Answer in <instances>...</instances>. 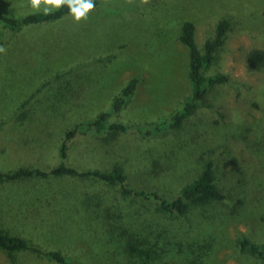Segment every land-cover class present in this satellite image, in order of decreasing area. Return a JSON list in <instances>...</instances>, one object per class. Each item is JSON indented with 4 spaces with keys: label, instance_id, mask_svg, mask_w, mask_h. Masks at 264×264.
I'll return each mask as SVG.
<instances>
[{
    "label": "rangeland",
    "instance_id": "374dc122",
    "mask_svg": "<svg viewBox=\"0 0 264 264\" xmlns=\"http://www.w3.org/2000/svg\"><path fill=\"white\" fill-rule=\"evenodd\" d=\"M94 2L80 22L69 13L12 32L0 21V47L6 50L0 53V172L56 167L65 133L109 112L113 98L137 78L125 106L107 120L133 130L77 135L68 142L65 163L78 171L119 165L125 188L172 199L210 160L225 199L191 206L174 218L159 212L156 202L124 198L120 186L96 179H31L0 184V229L61 249L79 264H264L239 248L244 237L264 247V194L250 185L253 176L264 184V71L251 70L245 60L250 50L264 48V0ZM0 11L13 18L43 12L30 0H0ZM222 19L231 21V29L204 75L221 74L228 82L211 90L207 107L180 128L142 136L190 97L181 25L194 24L202 47ZM101 59L108 60L95 63ZM70 69V77L44 88L19 111L36 88ZM87 219L94 221L92 231ZM106 231L110 250L97 253L94 242L100 247V236L105 244ZM128 244L149 258L128 256ZM0 264L56 263L0 252Z\"/></svg>",
    "mask_w": 264,
    "mask_h": 264
},
{
    "label": "trees",
    "instance_id": "16d2710c",
    "mask_svg": "<svg viewBox=\"0 0 264 264\" xmlns=\"http://www.w3.org/2000/svg\"><path fill=\"white\" fill-rule=\"evenodd\" d=\"M95 3V2H94ZM96 4V3H95ZM70 13L67 6H63L58 10H53L50 14L45 15L44 12H38L29 14L22 18H13L5 16L0 11V21L3 26L10 31H17L24 26L31 24H41L54 22L65 15ZM231 29V21L228 19H222L217 22L214 35L212 38H208L199 47L195 39V26L192 22L186 21L181 25L179 41L188 50V80L191 85L190 97L186 100L182 109L172 115V117L163 123L155 124L150 130L141 132L142 136L153 137L159 135L162 131L168 132L180 128L186 121L193 117L196 112L202 107H207L209 101L208 96L211 90L215 87L228 82L226 76L217 74L211 77H205L204 73L213 63L216 55L224 46L227 33ZM109 59V58H108ZM96 60L95 63H102L104 60ZM246 63L249 68L256 72L264 71V48L252 49L246 54ZM75 69H70L61 73L55 74L51 79L41 84L36 88L33 93L21 104L19 111L25 109L30 102L46 87L57 83L63 79L70 77ZM138 79L133 78L127 85L121 90L119 95L115 96L112 101V108L109 112L99 113L93 120L82 121L76 124L72 129L65 133L64 140L59 147V158L61 162L54 168L43 171L37 168H31L29 166L19 167L16 170L10 172H0V184L14 183L20 181H27L31 179H51V178H78V179H96L104 184L115 187L120 186L121 195L124 198H139L145 201H154L157 204V210L165 215L174 218H180L188 212L191 206H204L212 202H221L225 199L224 193L221 191L218 185V181L215 176V165L212 161L206 160L198 175L190 183L184 185L179 194L172 199L159 195L156 191H135L124 187V183L127 181V175L124 169L119 165H114L111 170H84L78 171L75 168L68 166L65 161L67 158L68 142L80 134H92L95 136H102L108 134L109 136H116L119 134H127L133 130L131 127L123 125L121 123L107 124V120L113 115L119 113L125 106L128 99L134 93ZM140 132V131H139ZM107 141V139H106ZM262 180L258 182L254 176L252 177L251 184L252 189L257 190L258 196L264 194V184H261ZM260 183V184H259ZM259 188V190L257 189ZM74 214V211L69 212ZM54 215L55 211L48 213ZM3 215L0 216V220L4 221ZM87 228L92 231L94 221L89 219ZM104 229L103 223L100 221L97 225ZM107 239V231L105 234ZM99 241L100 247L97 243V253L109 252L110 244L108 239L103 244L100 236L96 238ZM28 240L25 236L12 234L11 231L0 229V252L5 253L9 259H13V254H31L37 258L43 259L46 262H53L56 264H79L75 262L65 251L61 249H47L35 245ZM239 248L241 251L246 252L252 256L264 261V247H260L252 243L247 238H241L239 240ZM128 256L149 258V254L146 251L140 250L138 247L128 244L123 250Z\"/></svg>",
    "mask_w": 264,
    "mask_h": 264
},
{
    "label": "clouds",
    "instance_id": "9594fccd",
    "mask_svg": "<svg viewBox=\"0 0 264 264\" xmlns=\"http://www.w3.org/2000/svg\"><path fill=\"white\" fill-rule=\"evenodd\" d=\"M129 3L132 0H128ZM143 3H148V0H142ZM105 5L107 0H104ZM31 7L36 11H43L45 15L50 14L53 10H58L63 6H67L71 15L76 22L87 20L89 13L92 12L96 5L94 0H30ZM6 50L0 47V53Z\"/></svg>",
    "mask_w": 264,
    "mask_h": 264
}]
</instances>
